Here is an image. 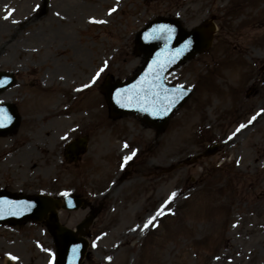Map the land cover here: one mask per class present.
<instances>
[{"label": "rangeland", "instance_id": "obj_1", "mask_svg": "<svg viewBox=\"0 0 264 264\" xmlns=\"http://www.w3.org/2000/svg\"><path fill=\"white\" fill-rule=\"evenodd\" d=\"M213 16L211 50L167 78L195 91L167 130L111 119L100 88L107 76L125 80L138 69L139 30L159 17H178L190 29ZM0 70L19 77L0 98L21 116L17 133L0 145L22 148L27 137L54 146L40 128L53 134L56 119L39 123L46 111L66 107L83 125L70 138L90 137L81 161L61 170L36 166L35 177L15 175L9 184L0 168V189L65 190L102 206L83 264H264V0H0ZM214 144L213 156L161 171ZM133 153L138 159L125 169ZM89 212L62 213L60 221L75 228ZM55 250L40 224L0 228V264L9 257L51 264Z\"/></svg>", "mask_w": 264, "mask_h": 264}, {"label": "water", "instance_id": "obj_2", "mask_svg": "<svg viewBox=\"0 0 264 264\" xmlns=\"http://www.w3.org/2000/svg\"><path fill=\"white\" fill-rule=\"evenodd\" d=\"M155 25V24H153ZM152 25V26H153ZM160 33L163 34V30H162V25L158 26V28L155 30V32L151 33L148 37V40L151 41L152 43H143L141 45L142 49H144L146 52H148V54H151V56L154 53H157V50H159L162 46L163 43H165L164 47H167L171 42H172V37L171 36H163V35H158L156 34ZM196 31V30H195ZM195 31H193L192 33H179L181 34L176 40L173 41L174 44L177 45L178 48V52L179 54H182V57L180 59V61L178 62V65L180 63H182L184 60L194 56L196 53L203 51L204 49H207L210 45V41H211V34L210 33H206L204 30H199V33L197 34V32L195 33ZM148 32H151V29H148ZM142 35V34H141ZM140 35V38H141ZM157 36V37H155ZM158 42H154L155 40H158ZM199 40H201L200 42H198ZM187 41V47H184V45H186ZM154 42V43H153ZM194 42V44H193ZM172 43V44H173ZM193 44V45H192ZM182 45V47H181ZM170 57L171 59H174L177 57L176 53H170ZM34 201H31L30 204H37L39 208H34L31 210L30 214H32V216L30 215L29 217L32 218H40L43 215H45L47 212L52 210V206L53 203H51V201L46 200V199H41V198H35L32 199ZM29 203V201L27 202ZM0 212H4L3 215H8V216H12L13 218H7V219H12L10 221L13 222H17V221H22L21 218H19L18 214L20 213L18 210H4L7 206L6 204H0ZM41 210V212H40ZM19 219V220H17ZM56 229L60 232L65 231L64 229H61L59 227H56Z\"/></svg>", "mask_w": 264, "mask_h": 264}, {"label": "bare ground", "instance_id": "obj_3", "mask_svg": "<svg viewBox=\"0 0 264 264\" xmlns=\"http://www.w3.org/2000/svg\"><path fill=\"white\" fill-rule=\"evenodd\" d=\"M35 164H37V163H33V165H35ZM229 245H233V244L230 243Z\"/></svg>", "mask_w": 264, "mask_h": 264}, {"label": "snow or ice", "instance_id": "obj_4", "mask_svg": "<svg viewBox=\"0 0 264 264\" xmlns=\"http://www.w3.org/2000/svg\"><path fill=\"white\" fill-rule=\"evenodd\" d=\"M243 127V126H242ZM173 195H175V194H173ZM153 219H155V218H153ZM149 223H152V221H149Z\"/></svg>", "mask_w": 264, "mask_h": 264}]
</instances>
